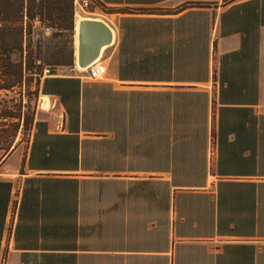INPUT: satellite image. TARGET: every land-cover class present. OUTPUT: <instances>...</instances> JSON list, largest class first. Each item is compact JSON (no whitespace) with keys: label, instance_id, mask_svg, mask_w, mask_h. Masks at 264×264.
<instances>
[{"label":"crops","instance_id":"crops-1","mask_svg":"<svg viewBox=\"0 0 264 264\" xmlns=\"http://www.w3.org/2000/svg\"><path fill=\"white\" fill-rule=\"evenodd\" d=\"M86 11L91 16L82 19L111 30L100 58L114 87H128L117 79L118 62L149 52L167 74L137 84L202 92L208 134L201 188L215 194L218 181H248L254 194L242 210L219 206L221 231L111 234L112 208L106 214L96 198L84 197L87 185L73 182L96 172L43 160L30 151V137L25 148L0 153V264H264V0H91ZM64 67L71 73L51 76L78 78L74 64ZM42 95L58 101L62 117L61 130L48 122L47 131L66 133L58 96ZM218 127L234 133L209 134ZM246 220L241 234L233 224Z\"/></svg>","mask_w":264,"mask_h":264},{"label":"trees","instance_id":"trees-1","mask_svg":"<svg viewBox=\"0 0 264 264\" xmlns=\"http://www.w3.org/2000/svg\"><path fill=\"white\" fill-rule=\"evenodd\" d=\"M73 15V0H0V92L17 94L0 98V149L9 150L19 126L32 128L31 152H40L50 163L94 170L97 177L73 182L93 184L97 200L102 189L110 187L112 211L121 213L111 234H210L213 226L221 231L219 206L247 208L254 190L248 181L235 180L218 181L215 194L201 188L208 134L199 111L202 92L137 84L160 81L167 74L149 52L141 61L118 62L117 79L125 88L51 76L57 66L73 65ZM36 27L50 29L49 36L55 38L44 50L45 58L39 57V44L33 50L30 46ZM43 66L51 72L39 91L58 96L66 133L48 132L45 120L22 113L21 88L33 75L39 80ZM231 133L220 127L209 131ZM127 204L130 215L125 224L122 212ZM128 222L135 233L129 232ZM248 222H235L233 227L244 234Z\"/></svg>","mask_w":264,"mask_h":264},{"label":"rangeland","instance_id":"rangeland-1","mask_svg":"<svg viewBox=\"0 0 264 264\" xmlns=\"http://www.w3.org/2000/svg\"><path fill=\"white\" fill-rule=\"evenodd\" d=\"M77 7V6H76ZM74 8V15H73V20L75 21V19H78L79 17L76 16V14L78 13V15L80 14L81 16H91V14H89L86 11V8H82L78 9V8ZM35 25L37 26V23H35ZM50 33V29H40V28H35L33 33H32V39L30 42V46L32 47V50L34 49L35 44H39L40 45V49H41V53L39 55L40 58H45L47 56V53L44 52V50L46 48H50L53 46L54 44V40L55 38L50 37L49 36ZM104 51V50H103ZM103 53V52H102ZM101 53V54H102ZM14 59H17V55H13L12 56ZM37 64V63H35ZM74 66L76 69H78V66L73 62ZM35 71V70H32ZM54 74H69L71 73V71L68 70V68L64 67V66H57L55 68V70L53 71ZM46 75H42L40 72V76H39V80H37V77L35 75H33L31 77V79L26 80L25 85L23 88H21L22 92H23V107H22V113L30 116L31 113H33V118L34 119H42L45 120L47 123L50 122V129L52 130H61L63 128V126L61 127H56V121L58 122L60 120V112H59V105H58V101L56 99H54L53 97H47V101H48V105L46 108H44V106L41 105V101L43 98L42 93L39 91V86L43 80V78ZM87 83H98V82H112L114 85H118V82L116 80H114V76L112 74V71H110L107 68V72L105 75H103L101 78L95 80V81H91L88 80L86 81ZM27 90V91H25ZM36 90V91H35ZM16 92H7V95H5L2 91L0 92V98L2 100L7 99L11 96H16ZM29 99V102L28 100ZM43 107V109L41 108ZM21 125V122H20ZM10 128V127H9ZM31 130L32 128L28 131V130H23L21 126H19V128L16 131L15 136L12 138L11 142H10V146H9V150L8 151H4L0 149V153L2 154H6L7 152H9L10 150L14 149L15 147H17L18 145L21 146V148H25V146L27 145L29 139H30V134H31ZM111 177V175H108V177ZM102 193L100 194V200L98 202V205H100L102 207V209L105 210L106 214L107 212L111 211V202H112V196H111V190L110 187L105 186L102 189ZM96 195V188L93 184H87L86 188H85V196L84 197H88L90 199L95 198ZM127 211V216L130 215V204H127L125 206V212ZM121 216V213L117 212V211H112V214L108 213L106 218L107 220H112V223H116V220ZM108 224L110 222H107ZM128 230L130 232L135 233L136 229L133 228L132 223L128 222ZM114 232L117 233V229H115L116 224H114ZM104 234H108L109 231L104 232Z\"/></svg>","mask_w":264,"mask_h":264},{"label":"water","instance_id":"water-1","mask_svg":"<svg viewBox=\"0 0 264 264\" xmlns=\"http://www.w3.org/2000/svg\"><path fill=\"white\" fill-rule=\"evenodd\" d=\"M112 40L110 28L101 20L83 18L77 25V66L99 58L103 46Z\"/></svg>","mask_w":264,"mask_h":264},{"label":"built area","instance_id":"built-area-1","mask_svg":"<svg viewBox=\"0 0 264 264\" xmlns=\"http://www.w3.org/2000/svg\"><path fill=\"white\" fill-rule=\"evenodd\" d=\"M73 3H74V8L77 6L76 8L82 10V8H87L89 6L90 0H73ZM79 68H84V69L80 70ZM50 72L51 69L48 66L42 67L41 70L42 75H48L50 74ZM105 72H106L105 63L99 57L89 62L87 65L83 67L78 66L77 77L80 80L87 79V80L95 81L101 78L103 75H105ZM61 126H62V122L56 123V127H61Z\"/></svg>","mask_w":264,"mask_h":264},{"label":"bare ground","instance_id":"bare-ground-1","mask_svg":"<svg viewBox=\"0 0 264 264\" xmlns=\"http://www.w3.org/2000/svg\"><path fill=\"white\" fill-rule=\"evenodd\" d=\"M77 17H79L76 21H75V25H74V44H75V64L77 65L76 63V55H77V25H78V21L82 19L81 15H77ZM104 47V46H103ZM102 47V48H103ZM103 51V49H101ZM101 53V51H100ZM80 70H83L84 68H79ZM41 105L44 106V108L47 107L48 105V101H47V98L46 96L43 95V98H42V101H41ZM43 109V107H41Z\"/></svg>","mask_w":264,"mask_h":264}]
</instances>
